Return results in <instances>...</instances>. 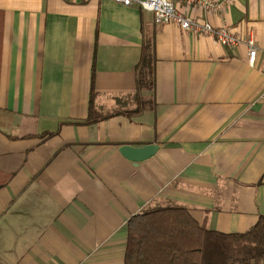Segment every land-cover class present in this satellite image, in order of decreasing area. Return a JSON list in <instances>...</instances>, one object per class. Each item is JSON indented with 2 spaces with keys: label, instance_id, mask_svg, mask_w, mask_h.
<instances>
[{
  "label": "crops",
  "instance_id": "0c3cea01",
  "mask_svg": "<svg viewBox=\"0 0 264 264\" xmlns=\"http://www.w3.org/2000/svg\"><path fill=\"white\" fill-rule=\"evenodd\" d=\"M176 10L250 34L254 65L137 6L0 0V264H123L153 207L224 234L264 216V0ZM91 89L106 119L86 123Z\"/></svg>",
  "mask_w": 264,
  "mask_h": 264
},
{
  "label": "trees",
  "instance_id": "16d2710c",
  "mask_svg": "<svg viewBox=\"0 0 264 264\" xmlns=\"http://www.w3.org/2000/svg\"><path fill=\"white\" fill-rule=\"evenodd\" d=\"M86 123L106 119L93 110ZM123 264H264V216L246 232L224 234L198 224L182 207H153L126 225Z\"/></svg>",
  "mask_w": 264,
  "mask_h": 264
},
{
  "label": "built area",
  "instance_id": "2783aa9c",
  "mask_svg": "<svg viewBox=\"0 0 264 264\" xmlns=\"http://www.w3.org/2000/svg\"><path fill=\"white\" fill-rule=\"evenodd\" d=\"M124 7L137 6L141 10L153 15L157 24H176L181 30L208 37L222 47L232 49L244 45L247 49L248 64L253 66L259 52L253 37L250 34L240 36L233 33L227 26L213 28L207 22H199L182 17L176 10V3L187 8H197L205 12H220L231 3L223 0L217 3L214 0H110Z\"/></svg>",
  "mask_w": 264,
  "mask_h": 264
},
{
  "label": "water",
  "instance_id": "95a60500",
  "mask_svg": "<svg viewBox=\"0 0 264 264\" xmlns=\"http://www.w3.org/2000/svg\"><path fill=\"white\" fill-rule=\"evenodd\" d=\"M157 150L158 148L156 145H148L143 148L123 146L119 149V154L129 162L138 164L153 157Z\"/></svg>",
  "mask_w": 264,
  "mask_h": 264
}]
</instances>
